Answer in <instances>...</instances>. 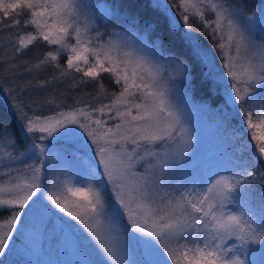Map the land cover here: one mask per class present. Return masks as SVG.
<instances>
[{
    "label": "snow or ice",
    "instance_id": "snow-or-ice-1",
    "mask_svg": "<svg viewBox=\"0 0 264 264\" xmlns=\"http://www.w3.org/2000/svg\"><path fill=\"white\" fill-rule=\"evenodd\" d=\"M169 4L175 12L167 17L168 30L184 27L191 55L184 59L170 53L161 59L170 69V79L182 80L186 89L194 90L199 78L222 94L224 120L230 127L235 122L232 136L240 170L214 177L203 190L193 184L190 190L185 185L170 192L171 178L184 168L195 141L171 103L167 85H162L164 65L125 50L127 40L104 41L94 22L82 24L81 0H0V32L12 33L14 53L23 54L37 42L48 46L25 65L28 72L51 67L57 73L53 80L71 77L73 88L95 87L93 100L110 98L108 104L43 115L6 89L19 101L10 111L20 137L18 141L15 133L0 129V163L7 157L6 170L0 169L7 178L0 182V210L10 213L0 219V255L9 248L13 233L21 230L22 215H54L45 200L87 233L73 237L71 225L65 232L72 252L88 258L81 264H96L90 259L94 255L102 264H129L123 239L129 229L117 227L125 219L131 232L144 237L138 240L142 252L134 264H246L241 257L249 255L248 245L264 242V216L257 221L251 213L226 211L236 202L234 193L257 178L264 184V39L254 41L252 18L228 0H153L152 7L166 15ZM208 11L214 19H206ZM104 16L119 12L109 9ZM193 17L211 31L222 68L193 34ZM127 23L144 33L138 43L145 51V36L155 32L156 24L141 23L136 16L127 17ZM260 23L264 26V9ZM164 45L163 34L154 37V51ZM61 56L66 57L64 64ZM102 73L120 86L118 93L106 89ZM109 120L117 122L109 125ZM106 196H111L107 209Z\"/></svg>",
    "mask_w": 264,
    "mask_h": 264
},
{
    "label": "trees",
    "instance_id": "trees-1",
    "mask_svg": "<svg viewBox=\"0 0 264 264\" xmlns=\"http://www.w3.org/2000/svg\"><path fill=\"white\" fill-rule=\"evenodd\" d=\"M160 2L166 3L167 1L160 0ZM152 3L153 0H81V5L89 12L94 13L95 23L93 27L104 34L103 40L120 33H134V38L139 40L141 36H144V33L139 27L134 28L127 23V17L136 16L141 19V23L144 20H149L156 24L155 32L151 36H145L146 50L148 52L155 53L160 57H167L170 53H175L184 59H188L191 53L183 39L184 27L181 26L172 32L168 30L167 17L171 16L175 10L171 9L169 4V11L165 15L163 10L154 9ZM228 3L238 4L244 10L245 16L251 17L254 22L256 20L260 21L261 9H264V0H228ZM109 9L113 12L118 11L119 16L105 18L104 13ZM100 13H102V17ZM177 19H180L179 16H177ZM190 24L193 34L199 38L203 46L215 57L218 68H222L221 55L216 49V41L213 40L211 31L205 30L198 18H190ZM102 28H105V30L101 31ZM206 31L207 34H205ZM92 34L95 35V32H92ZM161 34H163L165 45L161 51L156 52L152 49L153 39ZM11 37L12 33L8 31L0 32V52L2 53L0 56V129L6 127L9 132L16 134L19 141L20 133L18 132L17 122L10 111V105L19 101L12 100L6 91L8 88L13 89V96H17L19 100L30 105L33 112H39L43 115H52L55 111L67 112L73 107H82L87 104L98 106L100 103H110V98L92 99L96 95L94 86L73 88L71 77H65L63 80H53V76L57 75V73L51 67L28 72L25 65L42 56L48 50V46L42 42H37L36 45L25 50L23 54L17 55L14 53L13 46L10 43ZM60 60L64 64L66 57L61 56ZM73 75L79 76V74L75 73ZM101 78L109 92L118 93L120 91V86L114 84L108 73H102ZM45 80L48 83L42 88L38 87ZM29 81L32 82L31 87L25 90V86ZM175 81L173 85L177 88L176 94L186 109L193 110V112L196 110L201 122L205 123L209 143L205 145L206 149L203 152V156L210 155L214 151L216 153L212 155L211 158L213 159L219 153L217 151H221L223 155L232 159V164L234 165H232V171H239L240 169L236 167V157L238 156L236 142L232 136L235 122L233 121L230 127L228 122L224 120L223 103L221 102L222 94L216 93L211 89L210 82H202L199 78L195 82L194 90L186 89L180 79ZM47 100H52L53 103L49 105L46 103ZM78 100L82 103L78 104ZM103 118L107 120V116ZM229 119L231 120V117ZM116 122L113 120L108 121L109 125ZM57 147H59V144H57ZM19 150L23 151V147L21 146ZM2 160L0 169L6 170L4 165L7 164V157H2ZM187 160L198 171L197 174L196 169H193L194 176H191V174L188 176V179L191 178L192 180L190 189L195 184L199 190H203L206 183L203 175L206 176V173H210V170L207 167L205 168L202 155L199 156L195 151L189 154ZM139 170L143 171V168H139ZM204 171L205 173H203ZM6 179L0 172V182H5ZM49 191H54V189L50 188ZM169 191L173 190L170 189ZM233 197L236 202L232 204V207L235 210L251 213L252 217L257 221L264 216V184L259 182V178L254 182H250L245 190L234 193ZM44 204L52 210L54 215L43 217L33 215L31 218L22 215L24 223L22 226L18 225L21 230L13 233L9 241V248L5 250L3 255H0V264H65L67 259L65 257L69 254L68 244L65 241V232L68 226H72L73 237L79 238L81 235H87L78 222L69 220L64 214L59 213L58 209L49 201L45 200ZM105 204L108 207L111 206V196H106ZM9 214V211L0 210V219L7 217ZM117 227L129 229L124 234L127 241L125 244L128 249L127 259L129 264H134L140 258V253L142 252L138 240L144 239V237H140L138 233L131 232L126 219L122 225H117ZM131 236H136L137 240H132ZM232 242L239 243L238 241H230L229 244ZM261 244L264 246V242ZM251 248L252 243L248 245V249ZM257 256L258 260L255 264H264V252L262 253L261 248ZM70 259L69 264H81V261L88 258L73 253ZM90 259L95 261L96 264H102V260L98 255H94ZM162 259L163 257L161 256Z\"/></svg>",
    "mask_w": 264,
    "mask_h": 264
},
{
    "label": "rangeland",
    "instance_id": "rangeland-1",
    "mask_svg": "<svg viewBox=\"0 0 264 264\" xmlns=\"http://www.w3.org/2000/svg\"><path fill=\"white\" fill-rule=\"evenodd\" d=\"M166 1L168 2V0H166ZM81 12H82V14L80 15L79 19H80L82 24H84L86 22H94V20H95V16L93 15L94 13L89 12L84 6L81 7ZM101 15H102V13H100V16ZM85 18H87V21L85 20ZM214 18L215 17H214L213 13H211L210 11L206 12V19L211 20ZM94 23H93V25H94ZM252 23H253V31L251 34L254 38V41L259 42L262 39H264V26H262L260 21H257V20L255 22L252 21ZM103 30H105V28H102L101 31H103ZM217 34L219 36V33H217ZM134 36H135L134 33H132V34L131 33H120V34L113 35L109 39H113V40H117V41L127 40L128 41V47L125 50L131 51L134 54L138 53L140 55H143L149 61L156 60L157 62L164 65V71L162 72V76H163L162 85H164V84L167 85V88L170 92L171 103L174 104L175 107L181 112L185 122L187 123L188 127L193 132L195 142L193 144V151L192 152L195 151L196 153L199 154V156L202 155L203 164H204L205 168L207 167L210 170V173L207 172L206 176L203 175L205 181L207 182V181H209V180H211L214 177L219 176V175H231L233 173V171H232V168H233L232 162L233 161L230 157L223 155L221 151H217L219 153H217L213 157V159L211 157H212V155H214L216 153L214 151H212L210 153V155L203 156V152L206 149L205 145H206V143H209V136H207V130L205 127V123L201 122V119L199 118V114L196 112V110H194V112H193V110L191 111V110L186 109V107L184 106L182 101L179 99V96L176 94L177 88L174 87V85H173L175 80L170 79V75H171L170 69L166 65L165 61L163 59H161V57L156 55L155 53L148 52L147 50L140 51V44L138 43L139 40L135 39ZM109 39H106L104 41H108ZM1 55H2V53L0 52V56ZM193 169H196V168L194 166H192V164L187 160L184 168L177 170L174 173V178H171L173 187L170 189L171 190H173L174 188L183 189L184 186L187 185V190H190V186L192 185V183H191L192 180H191V178L188 179V176H189V174H191V176H194L193 175ZM200 170H201V168H200ZM190 171H192V173H190ZM196 173L198 174L197 169H196ZM203 173H205V171ZM203 173H201V174H203ZM60 178L65 179L68 177L63 176ZM77 186H86V182H84V183L78 182ZM170 189H168V190H170ZM174 194H178V192L174 193ZM105 208L107 209L109 207L105 204ZM229 210H235L234 207H232V204L227 205L226 211H229ZM58 212L61 213L59 210H58ZM62 214H64V213H62ZM64 216H66L69 220H72V218L68 217L66 214H64ZM73 221H75V220H73ZM123 239H124V242L127 243L125 236H123ZM66 246H67V244H66ZM67 248L69 250V254L65 257V258H67L65 264H69V261L71 260L70 258H72V256H73V252H72L71 248H69L68 246H67ZM260 248L262 249V253H263L264 252L263 244H252V248L248 249L250 252L249 255L242 256L241 258L245 259L246 264L249 261H252V264H255L256 261L258 260L257 254H259ZM157 259H161V257H158Z\"/></svg>",
    "mask_w": 264,
    "mask_h": 264
}]
</instances>
